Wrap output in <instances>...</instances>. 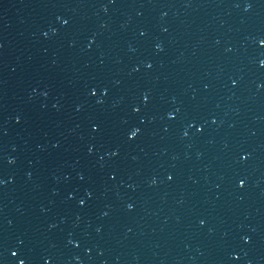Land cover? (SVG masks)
<instances>
[{"label": "water", "instance_id": "1", "mask_svg": "<svg viewBox=\"0 0 264 264\" xmlns=\"http://www.w3.org/2000/svg\"><path fill=\"white\" fill-rule=\"evenodd\" d=\"M262 40L264 0H0V264H264Z\"/></svg>", "mask_w": 264, "mask_h": 264}, {"label": "snow or ice", "instance_id": "2", "mask_svg": "<svg viewBox=\"0 0 264 264\" xmlns=\"http://www.w3.org/2000/svg\"><path fill=\"white\" fill-rule=\"evenodd\" d=\"M249 7H251V4H249ZM65 23H68V22L65 21ZM261 43H264V40H262ZM149 67H151V65H149ZM93 94H95V92H93ZM147 99H148V98L145 97V100H147ZM135 111L139 112L140 109H139V108H136ZM139 131H140V129H136V131H134V132L131 133V136H132V137H135V136L138 134ZM0 183H2V181H0ZM244 183H245V182H244L243 180L240 181V185H241V186H243ZM80 203L83 204L84 201L82 200ZM202 223H203V221H202ZM21 264H23V261L21 262Z\"/></svg>", "mask_w": 264, "mask_h": 264}]
</instances>
